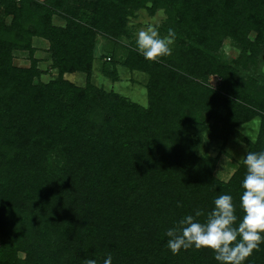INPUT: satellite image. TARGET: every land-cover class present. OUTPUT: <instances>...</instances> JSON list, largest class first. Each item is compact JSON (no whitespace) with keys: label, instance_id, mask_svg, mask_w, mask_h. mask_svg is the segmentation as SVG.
Segmentation results:
<instances>
[{"label":"trees","instance_id":"obj_1","mask_svg":"<svg viewBox=\"0 0 264 264\" xmlns=\"http://www.w3.org/2000/svg\"><path fill=\"white\" fill-rule=\"evenodd\" d=\"M141 8L166 12L158 31L176 33L170 56L149 61L134 40L120 43ZM0 9V264H103L108 254L112 264H219L208 248L174 255L166 232L197 210L203 221L222 194L237 223L244 215L242 158L264 151V81L240 72L264 50V0H0ZM97 32L114 43L103 75L117 80L118 64L144 73L145 106L91 82ZM34 36L49 40L58 72L37 85L34 61L11 58L14 47L32 53ZM225 41L237 48L231 60ZM70 71L85 72V85L65 79ZM256 117L251 141L238 126ZM231 138L247 150L222 180ZM243 264H264V243Z\"/></svg>","mask_w":264,"mask_h":264},{"label":"clouds","instance_id":"obj_2","mask_svg":"<svg viewBox=\"0 0 264 264\" xmlns=\"http://www.w3.org/2000/svg\"><path fill=\"white\" fill-rule=\"evenodd\" d=\"M175 39L173 29L161 36L158 28L149 26L138 31L135 43L146 60L156 62L172 54ZM242 159L246 173L240 196L244 215L239 223L232 195H219L203 221L198 218L205 214L197 210L167 230V246L174 255L194 246L211 249L219 264H243L264 243V151H247ZM112 259L108 254L103 264H112ZM84 264H97V260L85 259Z\"/></svg>","mask_w":264,"mask_h":264},{"label":"rangeland","instance_id":"obj_3","mask_svg":"<svg viewBox=\"0 0 264 264\" xmlns=\"http://www.w3.org/2000/svg\"><path fill=\"white\" fill-rule=\"evenodd\" d=\"M166 18L167 14L164 9H157L154 13H151L146 8L137 10L134 15L130 16L128 21L130 37L127 38L122 36L119 40L120 43L128 45L131 41H136V34L139 30L145 29L149 26L158 28ZM9 20L10 16H8L7 22H9ZM53 23L63 25L64 21L59 15L55 14L53 16ZM230 42L225 41L221 50L222 55L227 60L235 58L237 53V48L234 49V46H231ZM31 47L33 48L32 53H30L29 49L14 47L11 50L12 63L19 67L30 68L34 61L33 66H35V68L39 71V76L33 77V85H37L38 83H47L50 80L55 79L58 76V72L53 66L51 60L49 40L40 36H34L31 42ZM111 48H114V43H111L108 40V37L102 33L97 32L95 37L94 52L92 55L93 61L90 74L91 82L97 86H103L105 89H113L123 95H126L131 100L145 106L147 104V95L145 88L146 75L144 73L130 72L126 67L118 64L117 80L113 81L103 75L101 66L104 61L107 60V56L112 57V55L108 52ZM115 48L117 53H115L113 58L117 59L119 53L123 54V50L120 49V46H115ZM113 58H111L110 61H112ZM119 58L122 59V57ZM249 66L250 67L247 70H242L240 74L244 77L248 75L259 77V82L262 84L264 81V50L259 54L256 63L249 64ZM63 77L76 85L84 86L87 75L85 72L81 71H70L65 72ZM209 82L211 85L215 86L218 84V78L216 76H211ZM15 93L16 92L13 91L12 86L7 83L2 92V100L4 99L5 101L10 102ZM258 128V117L238 126L239 131L251 141L255 140L258 134ZM224 147L228 154L220 155L219 163L215 170L216 176L222 180H226L230 177L236 167L237 160L241 159L247 150V145L236 138H231ZM218 150L219 145L217 144L210 152L215 155L218 154Z\"/></svg>","mask_w":264,"mask_h":264},{"label":"built area","instance_id":"obj_4","mask_svg":"<svg viewBox=\"0 0 264 264\" xmlns=\"http://www.w3.org/2000/svg\"><path fill=\"white\" fill-rule=\"evenodd\" d=\"M107 59H109V58H107Z\"/></svg>","mask_w":264,"mask_h":264}]
</instances>
